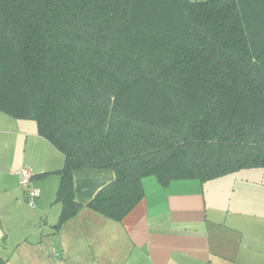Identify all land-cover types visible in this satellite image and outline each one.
Instances as JSON below:
<instances>
[{
  "label": "trees",
  "instance_id": "obj_1",
  "mask_svg": "<svg viewBox=\"0 0 264 264\" xmlns=\"http://www.w3.org/2000/svg\"><path fill=\"white\" fill-rule=\"evenodd\" d=\"M0 111L65 157L57 228L76 169L115 171L88 206L122 220L146 176L264 168V0H0Z\"/></svg>",
  "mask_w": 264,
  "mask_h": 264
},
{
  "label": "crops",
  "instance_id": "obj_2",
  "mask_svg": "<svg viewBox=\"0 0 264 264\" xmlns=\"http://www.w3.org/2000/svg\"><path fill=\"white\" fill-rule=\"evenodd\" d=\"M33 121L0 115V133L9 137L7 159L0 158L1 264H264V168L242 169L208 184L175 179L163 186L156 176H146L144 198L122 220L88 206L116 178L115 171L76 169L75 197L82 207L57 228L61 177L42 174L63 167L65 157L39 135ZM23 165L39 184L37 212L46 214L49 224L53 218L50 232L33 233L47 243L43 250H20L29 240L23 228L16 241L10 239L8 220L27 198L19 187ZM51 178L55 180L47 182ZM57 252L61 261L52 256Z\"/></svg>",
  "mask_w": 264,
  "mask_h": 264
},
{
  "label": "rangeland",
  "instance_id": "obj_3",
  "mask_svg": "<svg viewBox=\"0 0 264 264\" xmlns=\"http://www.w3.org/2000/svg\"><path fill=\"white\" fill-rule=\"evenodd\" d=\"M0 115L8 117V115L2 111H0ZM34 124H36V123L34 122ZM8 138L9 137L6 138L5 134L0 133V158H2V159H5L7 157V154L5 153V151L7 150L5 145H7L6 141H7V143H9ZM20 147L24 148L22 145ZM19 161L20 160H18L16 162V164H19L20 163ZM22 167H28V166L23 165V166H21V168ZM52 178H56V180L59 179V177H52ZM52 178L47 179V180H49L47 182H50V183L53 182V180H55V179H52ZM20 180H21V176H20ZM36 180H37V178H35V177L32 178L28 188L39 187V184L36 183L37 182ZM208 182L209 181H206V184H208ZM19 183H20V181H19ZM48 185L50 186V184H48ZM19 187L24 193L26 192V194H27L26 189L23 188L21 183L19 184ZM206 188L208 191L209 185H207ZM38 199H39V197L36 199V207H33L30 205V203L28 201V197H27L25 199L26 202L22 203L21 206L18 208L17 212L14 211L15 215H13V217L11 215L9 220H8L9 226H10L11 231H12L10 234V239L12 240V242H14L18 239L19 235L17 233H18V230L20 228H23V230L26 231L27 235H29L28 242L25 243L23 245V247H21V249H20L22 252H25L28 248L29 249L40 248V250H43V248L46 249L47 243L45 245L40 243L36 239L35 234H33V233H34V231H37V229H39V231L40 230L44 231V233H46V234L52 230L50 224H51V221H53V218H52V220H50V224H49V223H47L48 218H47L46 214H42V213L40 214L39 212H37ZM12 214H13V212H12ZM13 233H14V235H13ZM33 240L36 241V243L34 245H32ZM28 243H29V245H28ZM55 254L56 253H52V256L56 259V261L57 260L61 261V253L59 252L58 257Z\"/></svg>",
  "mask_w": 264,
  "mask_h": 264
},
{
  "label": "built area",
  "instance_id": "obj_4",
  "mask_svg": "<svg viewBox=\"0 0 264 264\" xmlns=\"http://www.w3.org/2000/svg\"><path fill=\"white\" fill-rule=\"evenodd\" d=\"M20 174H21L20 183L22 184L23 188H25L27 191L28 201H29L31 206L35 207L36 206V203H35L36 199L40 196L41 192H40V189L38 187L28 188L30 185V181L33 177V173L28 167H22L20 170ZM55 255L58 257L59 252H57Z\"/></svg>",
  "mask_w": 264,
  "mask_h": 264
}]
</instances>
